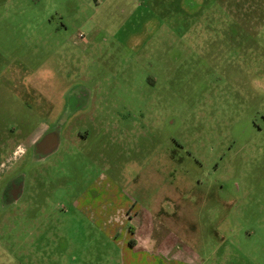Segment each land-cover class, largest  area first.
I'll use <instances>...</instances> for the list:
<instances>
[{"label":"rangeland","instance_id":"obj_1","mask_svg":"<svg viewBox=\"0 0 264 264\" xmlns=\"http://www.w3.org/2000/svg\"><path fill=\"white\" fill-rule=\"evenodd\" d=\"M0 264H264V0H0Z\"/></svg>","mask_w":264,"mask_h":264},{"label":"flooded vegetation","instance_id":"obj_2","mask_svg":"<svg viewBox=\"0 0 264 264\" xmlns=\"http://www.w3.org/2000/svg\"><path fill=\"white\" fill-rule=\"evenodd\" d=\"M65 111H67L66 106L64 107V112ZM73 115L74 114L72 112L71 116L69 118L67 117V119L60 118V120L57 121L53 120L54 122L51 124L48 122L49 124H47V131L45 132L46 133L45 137L54 135L56 138L52 144L45 142V140L43 139L41 141H38L35 147V151L37 153L44 151L51 152L52 150L57 148L59 144L57 143V140H61V136L63 135L64 130L68 133L67 140L69 143L66 148L69 150L75 147L77 140L86 139L87 138L86 133H83L81 130L79 131V129H75L76 124L74 123V121H72L74 119ZM22 191H23L22 185L20 186L19 184L8 183V185H6L1 192L2 194L1 199L3 198V200L7 199L8 201L9 200L18 201L20 199V196L22 195Z\"/></svg>","mask_w":264,"mask_h":264},{"label":"water","instance_id":"obj_3","mask_svg":"<svg viewBox=\"0 0 264 264\" xmlns=\"http://www.w3.org/2000/svg\"><path fill=\"white\" fill-rule=\"evenodd\" d=\"M55 136L54 135H51V136H47L45 137L43 140H45V142L49 143V144H52L55 140Z\"/></svg>","mask_w":264,"mask_h":264},{"label":"crops","instance_id":"obj_4","mask_svg":"<svg viewBox=\"0 0 264 264\" xmlns=\"http://www.w3.org/2000/svg\"><path fill=\"white\" fill-rule=\"evenodd\" d=\"M128 220H129L128 222L132 221V220H130L129 218H128ZM127 243H129V242H127ZM133 243H134L133 241H130L129 244H131L132 247H134V248L137 247L138 244H137V245H133ZM147 244H148V243H146V245H147ZM138 248H140V247H138Z\"/></svg>","mask_w":264,"mask_h":264}]
</instances>
